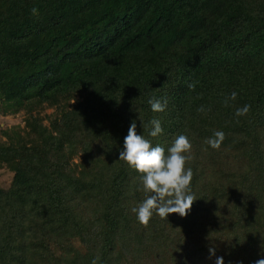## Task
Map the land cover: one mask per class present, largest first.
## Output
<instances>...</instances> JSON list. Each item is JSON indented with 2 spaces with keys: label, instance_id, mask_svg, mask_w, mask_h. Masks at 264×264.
Segmentation results:
<instances>
[{
  "label": "trees",
  "instance_id": "trees-1",
  "mask_svg": "<svg viewBox=\"0 0 264 264\" xmlns=\"http://www.w3.org/2000/svg\"><path fill=\"white\" fill-rule=\"evenodd\" d=\"M0 95L28 115L19 139L0 141L12 172L0 264L264 258V0H0ZM41 106L60 111L46 126L31 114ZM133 120L166 154L178 135L191 141L197 200L185 217L143 225L132 212L151 194L119 160ZM216 131L219 149L206 143Z\"/></svg>",
  "mask_w": 264,
  "mask_h": 264
},
{
  "label": "clouds",
  "instance_id": "clouds-1",
  "mask_svg": "<svg viewBox=\"0 0 264 264\" xmlns=\"http://www.w3.org/2000/svg\"><path fill=\"white\" fill-rule=\"evenodd\" d=\"M38 10L33 8L32 13L37 14ZM237 92L233 91L228 100H235ZM148 104L153 112H164L167 108L166 99H157L155 96L148 100ZM251 109L250 105H245L236 110V116H245ZM198 111H204L203 106ZM151 130L148 135L156 137L163 132L161 120L153 118L149 122ZM137 123L133 120L128 133L123 141L122 151L119 152V160L125 161L141 173L143 190L151 193L132 208V212L137 215L138 221L147 225L153 214H158L161 218H166L170 214H179L185 217L197 199L191 193V182L193 171L186 168V162L192 159V143L186 135L175 137L171 147L167 149V154L162 146L153 147L151 141L144 135L137 133ZM225 133L216 131L213 138H209L206 143L213 149H219ZM210 257L215 256V248H209ZM99 257L94 258L91 264H98ZM215 264H225L224 258L218 256ZM255 264H264V258L255 261Z\"/></svg>",
  "mask_w": 264,
  "mask_h": 264
},
{
  "label": "rangeland",
  "instance_id": "rangeland-1",
  "mask_svg": "<svg viewBox=\"0 0 264 264\" xmlns=\"http://www.w3.org/2000/svg\"><path fill=\"white\" fill-rule=\"evenodd\" d=\"M83 98L82 93H76L71 96V99L67 101L68 105H73L75 102L80 101ZM60 111L56 106H41L36 112H31L32 116H35L41 123L46 126L51 118L55 117ZM28 115L25 111L19 109L12 103L2 102L0 95V141L7 143L8 140L4 133H11L15 139H19L23 135L22 130ZM12 179V172L7 168L5 164L0 165V188H7Z\"/></svg>",
  "mask_w": 264,
  "mask_h": 264
}]
</instances>
